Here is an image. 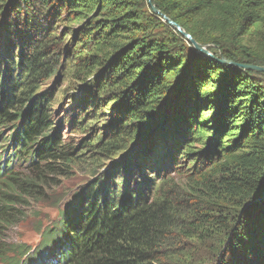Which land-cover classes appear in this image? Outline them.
Wrapping results in <instances>:
<instances>
[{
    "label": "trees",
    "instance_id": "trees-1",
    "mask_svg": "<svg viewBox=\"0 0 264 264\" xmlns=\"http://www.w3.org/2000/svg\"><path fill=\"white\" fill-rule=\"evenodd\" d=\"M152 3L199 45L213 48L214 58L195 51L190 42L180 43L175 36H182L152 11L149 0H0L7 36L6 48L0 49L5 101L0 138L2 147L10 139L16 147L11 161L23 156L32 167L20 175L9 162L10 172H0V258L7 252L1 242L4 228L25 215L19 208L30 206L29 200L45 199L44 189L54 177L84 161V152L64 145L61 133H53L50 98L34 96L42 82L68 65L92 86L75 106L72 126L82 125L76 120L79 109L98 114L101 97L111 99L113 115L122 114L117 119L112 115L106 127L111 130L109 141L100 140L109 160L128 151L138 137L153 135L142 149L126 156L128 181L106 171L105 178L99 176L83 188L50 223L43 239L49 257L57 255L54 263L195 264L188 250L191 243L188 249L185 243L222 237L215 252L220 264H231L232 252L237 254L233 264H239L238 257L243 264H264V198L245 208L264 178V73L220 62L264 67V0ZM64 15L80 24L73 47L53 31V20ZM159 25L174 38L152 34ZM16 46L22 47L19 58ZM165 106V121L156 126ZM10 125L12 138L4 137L1 128ZM191 139L210 140L203 159L193 152ZM184 155L191 165L205 161L203 169L194 167L185 175L184 190L163 184L153 200L154 176L179 169ZM150 164L162 165V172L148 170ZM16 248L28 250L24 245Z\"/></svg>",
    "mask_w": 264,
    "mask_h": 264
},
{
    "label": "rangeland",
    "instance_id": "rangeland-1",
    "mask_svg": "<svg viewBox=\"0 0 264 264\" xmlns=\"http://www.w3.org/2000/svg\"><path fill=\"white\" fill-rule=\"evenodd\" d=\"M144 10L148 12V7H145ZM54 13L55 12L51 10V13L49 15V17L51 18L50 20L54 18ZM66 17L67 16L64 15L61 21H57L56 19L53 20L52 27L54 28L53 31H55L56 34L61 37L60 39L62 41H66L67 44L69 43V45L73 47L74 44H76L77 42L76 38L74 37L75 31L80 27V24L76 23L75 21H68ZM1 25L2 21L0 19V26ZM2 26L0 30V49L3 48V51L4 48H6L7 46L5 40L7 36ZM152 34L157 35L165 40H171L174 38L172 31L167 29L164 25L155 26L152 31ZM175 38L178 39L183 45L188 46V40H185L182 37L179 38L178 35L175 36ZM13 46L14 42L12 47ZM18 47L19 46H16L14 48V54L16 58H19L22 49V47H20L19 49ZM211 49L213 48L209 47V49L207 50L214 57V54L212 53ZM3 65L4 64H2V66ZM60 69L61 70H59V73L57 75L55 74L48 80L42 82V87L34 96L46 95L50 98L51 101L48 105L49 113L51 114V121L53 123V133H61L62 142L64 143V145H71V147H73V150L75 149L78 153L84 152L85 155L84 158H82L84 161L76 164H71L70 167H65L64 175L54 177L53 181L51 182V185L44 189L43 197L45 199L38 202L29 200L30 206H28L27 208H19L22 212L25 213V215L19 218L13 225L5 227L3 231L4 233L1 235V241H3V243L7 246V251L11 250L14 245L23 244L28 246V248L33 251L34 248H36L40 243V231L47 225H49L51 221L57 220L60 217L61 211L66 209V206L69 202L74 199L76 194L78 196V194H80V191H82L83 188H86L92 181L97 179V177L102 176L105 178L106 171L111 172L112 175L125 177V171L127 170V167L125 165L126 156L130 155V151L135 152L139 151L140 148L142 149L145 140H151L152 133H148L142 138L138 137L137 141H134L132 143L128 151L125 150L124 153L116 155L112 160H109L108 157H106L104 155V152L101 150L102 142H100V140H103L105 142L109 141V139L111 138V130L106 129V127L108 126V124H111L114 118H121L122 114L117 113L113 115L112 111H110V108H112L113 105L108 106V101H110L111 99H109V97H105L108 98L106 101L103 97H101L103 102H101V104L103 106L98 109V114L92 115L91 113H89V109H79V116L75 118L77 121H81L82 125L72 126V116L74 114V108L77 103L83 99L87 89L91 88L92 86H88V83H86V81H83L84 79H82L81 76L77 74L74 75L73 69L68 68V65ZM3 75L4 68H2L0 77H2ZM16 76L18 77V75ZM92 77L93 79H95V76ZM4 106V94L2 90V83H0V111L3 110ZM167 106H165L161 111L162 117L156 126H160L164 123L166 118L165 113ZM204 110L206 111V109ZM201 113L205 114L203 110H201ZM112 115L114 116V118L112 117ZM82 128H84V131ZM215 130L216 129L213 128V131ZM12 131L13 127L9 126L4 130V133L10 135ZM206 141L207 140L197 142L195 141V139H191V144H193V152L200 153L201 156L199 158L202 159L203 156L205 157V154H207L206 147H208V143H210V140L209 142L205 143ZM94 143L95 147H87ZM183 152H185V150L181 151V153ZM132 153L133 152H131V154ZM144 155L147 156L148 154L145 153ZM179 158L181 163L180 167H178L179 169H175V167H173L169 170L167 174H164V176H154L153 182L155 183V186L150 192L151 196L149 195L151 198H153V200L158 196L161 186L165 183L170 186H177V189L181 188L184 190L185 186L183 185H185L186 183L185 175L190 172L193 173L194 171L191 170L194 167H197V170L203 169L205 164V161H202L201 159L199 165L198 162L191 165L190 159H186L187 157L185 155L180 156ZM191 158H194V156ZM101 162H103V164H101ZM41 164V166L46 165L45 162ZM150 166L154 168H151ZM161 166L162 165L153 166L150 164L148 170L153 169L160 171L159 169L162 168ZM30 169H32V167L24 159L17 163L15 167V170H17L20 175L25 176L27 175L28 170ZM126 180H129L127 176ZM234 224L236 225V223ZM215 239L217 241L216 244ZM215 239H213L211 243L204 242L203 244L199 243L198 245L194 242L185 243L186 249L189 248V244L187 243H191V246L188 250L191 252V255L196 259L194 260L195 264H220V258L218 257V254L215 255V252L219 253L220 251L222 237H216ZM254 243L255 239L252 243H248V245L252 246ZM10 244L14 245H12L9 249ZM223 245L224 247L222 248V250L224 256L225 247L227 245L225 241ZM236 255L234 252H232V257H230L231 264H233L232 262L235 261ZM238 260L239 264L245 261L242 257H238ZM0 264L2 263L0 262Z\"/></svg>",
    "mask_w": 264,
    "mask_h": 264
},
{
    "label": "water",
    "instance_id": "water-1",
    "mask_svg": "<svg viewBox=\"0 0 264 264\" xmlns=\"http://www.w3.org/2000/svg\"><path fill=\"white\" fill-rule=\"evenodd\" d=\"M149 5L152 9V11L157 14V15H160L163 17V19L165 20L166 23H168L173 29H175L183 38H185L186 40H188L193 48L203 54L204 56H207L209 58H214L207 49H209V47H204V46H201L199 45L195 40L192 39L191 35H189L188 33H186L182 28L181 26H179L177 23H175L174 21L170 20L169 18H167L165 15H163L159 10H157L155 8V6L153 5L152 3V0H149ZM222 64H230V65H234L235 67L237 68H241V69H244V70H248V71H253V72H256V73H264V67H260V66H254V65H241V64H234L232 62H229L225 59L221 60L220 61ZM264 198V178H263V183H262V186L259 190V193L258 195L255 197V199L250 202V203H247L246 207L245 208H248L250 206H253L255 205L256 203L258 202H261L262 199Z\"/></svg>",
    "mask_w": 264,
    "mask_h": 264
},
{
    "label": "clouds",
    "instance_id": "clouds-1",
    "mask_svg": "<svg viewBox=\"0 0 264 264\" xmlns=\"http://www.w3.org/2000/svg\"><path fill=\"white\" fill-rule=\"evenodd\" d=\"M49 228H47V229H42L41 231H40V235H42V238H43V232H45L46 230H48ZM42 238H41V240H42ZM2 242V241H1ZM42 244H45V241H44V239L42 240ZM12 244H10V246H11ZM9 246V247H10ZM10 249V248H9ZM8 250V249H7ZM40 251V250H39ZM39 251H37V252H39ZM8 252V251H7ZM7 252L3 255V256H5L6 254H7ZM46 253H48V250H46ZM53 256H55V257H57V255H55V254H53ZM51 260V259H50ZM49 262L47 261V264H48Z\"/></svg>",
    "mask_w": 264,
    "mask_h": 264
}]
</instances>
